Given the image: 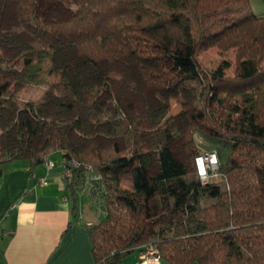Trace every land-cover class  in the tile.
Wrapping results in <instances>:
<instances>
[{"label":"trees","instance_id":"1","mask_svg":"<svg viewBox=\"0 0 264 264\" xmlns=\"http://www.w3.org/2000/svg\"><path fill=\"white\" fill-rule=\"evenodd\" d=\"M13 1L17 22L10 31L27 35L30 51L9 63L0 46V141L17 127L16 141L0 143V173L16 159L33 170L62 151L72 200L88 189L97 213L85 222L95 264H122L123 256L150 244L170 264H264V11L251 0H47L72 11L48 21L40 0ZM62 41L76 50L77 63L58 56ZM209 47L235 49L234 75L227 73L230 59L211 70L200 65L197 55ZM127 58L163 106L149 129L126 115L112 93L102 106L100 96L117 74L101 83L83 76L89 68V77H99L102 62ZM19 82H49L73 118L44 116L43 100L22 103ZM170 95L187 124L188 164L173 149L180 129L169 115ZM42 126L46 139L33 144ZM67 126L89 144L77 145ZM103 134L113 138L109 145L99 143ZM205 152H216L220 164V175L207 183L195 162Z\"/></svg>","mask_w":264,"mask_h":264},{"label":"crops","instance_id":"2","mask_svg":"<svg viewBox=\"0 0 264 264\" xmlns=\"http://www.w3.org/2000/svg\"><path fill=\"white\" fill-rule=\"evenodd\" d=\"M251 4L254 10L264 11V0H251ZM62 155V151L55 158L51 154V166L41 163L33 170L21 159L4 165L0 173V264H95L85 222L97 213L72 200L63 180ZM140 253L126 254L122 264H170L162 258L143 261Z\"/></svg>","mask_w":264,"mask_h":264},{"label":"rangeland","instance_id":"3","mask_svg":"<svg viewBox=\"0 0 264 264\" xmlns=\"http://www.w3.org/2000/svg\"><path fill=\"white\" fill-rule=\"evenodd\" d=\"M259 11V10H258ZM40 12L45 16L48 21L54 19L63 20L68 19L72 15V11L68 9L65 5L59 3H51L47 0H40ZM17 22L16 6L13 0H0V46L4 50L5 60L9 63H15L20 55L28 54L30 49L28 42L29 37L24 34H15L10 30ZM3 31H6L4 33ZM151 34L154 32L151 31ZM61 48H58V56H60L65 62H75L79 60L76 50L65 43L61 42ZM181 45V44H180ZM235 49H230L229 51H221L217 47H209L200 51L197 55L200 65L207 70L213 69L221 60L230 59L233 61L232 66L227 70L228 75H234L235 73ZM88 67V66H87ZM99 77H89V68L83 69V76L86 81L95 80L98 83L103 81L110 73H115L119 76V79H108L110 83V90L103 93L100 96V101L102 106L106 105L105 101L108 100L113 94V97L118 101L121 109L126 115H128L132 120L140 123L141 125L151 128V116L155 114L162 106V103L157 95L158 90L149 86L143 79L141 73L139 72L136 63L133 59L127 58L124 61H118L114 63L102 62L99 65ZM94 72V71H93ZM53 78V77H52ZM55 80V79H54ZM57 80V79H56ZM55 80V81H56ZM49 83V82H48ZM36 85V84H26L19 82L18 96L22 103L29 101H44V116L52 117L54 120L59 122L68 121L73 118V113L64 105H58L55 100V91L53 86L50 84ZM164 95V94H163ZM172 105V109L169 115L174 117L173 127H178L180 129L179 135H177L173 142V149L176 155L186 164L189 163L188 157L185 153V148L183 146L184 138L182 133L184 132L187 124H184L182 120L178 117L180 111V105L176 102L175 96H166ZM80 101L85 102L84 96L81 94ZM159 108V109H157ZM83 113L85 109L82 107ZM2 126L5 127L9 125V121L6 117H3ZM67 128L70 131L71 137L74 142L79 146H87L89 144L88 139L81 133L69 126ZM17 127L11 130V137L3 136V140L0 141L1 144H8L16 141L14 131ZM48 128L42 126L36 135L37 138L33 141V144H43ZM152 131H147V138L144 144L145 148L151 146V135ZM113 141V138L107 137L105 134L99 135V143L103 146L109 145ZM60 150L52 153V158L59 156ZM156 167L153 166L150 169V173H153ZM79 204L82 206H88V189L78 193ZM151 205L153 212L158 209L157 201L155 198L151 199ZM156 249L155 245H147L144 250ZM142 250L141 252H143Z\"/></svg>","mask_w":264,"mask_h":264},{"label":"built area","instance_id":"4","mask_svg":"<svg viewBox=\"0 0 264 264\" xmlns=\"http://www.w3.org/2000/svg\"><path fill=\"white\" fill-rule=\"evenodd\" d=\"M197 171L204 183L209 182L211 177H217L220 175L219 171V159L216 152H205L200 153L195 158ZM73 164L76 163V160L72 161ZM46 164L48 166H51L53 164L52 160L48 158L46 161ZM71 175V170L66 168L63 170V176L67 177ZM92 177H98L99 175L97 173H92ZM45 182V181H43ZM140 257L143 261H150V260H160V254L158 253L157 249H147L140 253Z\"/></svg>","mask_w":264,"mask_h":264}]
</instances>
